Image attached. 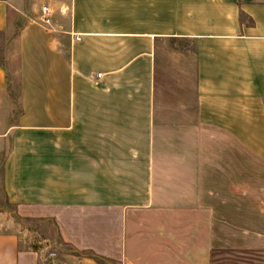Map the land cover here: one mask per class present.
Segmentation results:
<instances>
[{
  "label": "crops",
  "instance_id": "obj_1",
  "mask_svg": "<svg viewBox=\"0 0 264 264\" xmlns=\"http://www.w3.org/2000/svg\"><path fill=\"white\" fill-rule=\"evenodd\" d=\"M0 33L21 83L11 124L0 67L16 218L56 225L79 264H264V0H0ZM172 40L191 105L162 103ZM0 264L43 263L8 231Z\"/></svg>",
  "mask_w": 264,
  "mask_h": 264
},
{
  "label": "rangeland",
  "instance_id": "obj_2",
  "mask_svg": "<svg viewBox=\"0 0 264 264\" xmlns=\"http://www.w3.org/2000/svg\"><path fill=\"white\" fill-rule=\"evenodd\" d=\"M29 2H31V0H29ZM45 4V1H40L38 8L42 9V7L46 6ZM187 48H189L188 45L182 46V44H178V46L175 47V44L172 42H159L157 45L156 54L158 67L164 75L163 84L165 88L162 103L166 105H191V100H193L191 96L194 88L193 66L190 63L191 59L189 53L186 54L182 51L187 50ZM186 55L188 56L186 57ZM14 68H16V66H14ZM178 91L184 93L183 97L177 96L180 94L176 93ZM10 101L13 106L7 110L8 116L6 122L9 121L11 112L14 110L11 119L12 124L15 122L20 112L18 107V90L16 88L14 90V100ZM3 131H6V129L4 128ZM15 136L18 138L25 137L21 133H16ZM12 142L13 136L11 135L9 138H0V232L14 231L18 233L23 247L37 248L40 250L43 264H79L81 260L78 254L73 257L68 246L55 243L54 239L57 238L56 233L53 234L47 222L32 223L16 218V208L14 205L8 203L7 194L5 192L4 176V163L8 153L12 149ZM148 221H152V219ZM151 230L152 229H150V232ZM150 232L148 231L147 233ZM156 242L157 241H154V247L156 246ZM164 246H167V248L171 250L173 249L170 242ZM97 264L122 263L116 261H110L109 263L99 261Z\"/></svg>",
  "mask_w": 264,
  "mask_h": 264
},
{
  "label": "trees",
  "instance_id": "obj_3",
  "mask_svg": "<svg viewBox=\"0 0 264 264\" xmlns=\"http://www.w3.org/2000/svg\"><path fill=\"white\" fill-rule=\"evenodd\" d=\"M240 19H241L242 22L246 21V16L241 14ZM24 26H25V23H24V21L22 19H18V21H16V31H15L12 39L17 37L21 33V31L24 29ZM0 35H2V34L0 33ZM177 41L179 42V40H172L173 44H175V45H178ZM4 48H5V45L1 44L0 45V67L5 68V70H6L7 82H8V99L12 100V101L14 100V90L16 88L18 90V102H19V100H20V89H21L20 79H19V77L17 75V72L19 71V68L18 67L14 68L12 66H9V64L7 62V59H6V56H5V53H4L5 52ZM19 220H21V219H19ZM22 221L32 222V223L44 222V220H30V219H25V220H22ZM47 224L49 225V228L51 229V231H53V234H55L57 232L56 225H54L51 222H47ZM54 241H55L56 244L59 243L60 245L68 246L65 243H63L61 241V239H59V238H55ZM68 247L70 248V252H72L73 248L70 247V246H68ZM33 249L34 250H38L37 248H33ZM98 262H99V260H98Z\"/></svg>",
  "mask_w": 264,
  "mask_h": 264
},
{
  "label": "built area",
  "instance_id": "obj_4",
  "mask_svg": "<svg viewBox=\"0 0 264 264\" xmlns=\"http://www.w3.org/2000/svg\"><path fill=\"white\" fill-rule=\"evenodd\" d=\"M41 23L46 27H50L52 24L51 11L47 6H44L41 10Z\"/></svg>",
  "mask_w": 264,
  "mask_h": 264
}]
</instances>
